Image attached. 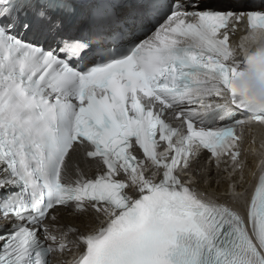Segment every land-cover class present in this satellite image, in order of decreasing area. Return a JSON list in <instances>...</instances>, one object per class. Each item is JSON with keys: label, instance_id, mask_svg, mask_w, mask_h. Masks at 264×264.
Masks as SVG:
<instances>
[{"label": "snow or ice", "instance_id": "1", "mask_svg": "<svg viewBox=\"0 0 264 264\" xmlns=\"http://www.w3.org/2000/svg\"><path fill=\"white\" fill-rule=\"evenodd\" d=\"M252 125L264 0H0V264H264V159L234 182ZM204 151L222 195L189 175Z\"/></svg>", "mask_w": 264, "mask_h": 264}, {"label": "bare ground", "instance_id": "2", "mask_svg": "<svg viewBox=\"0 0 264 264\" xmlns=\"http://www.w3.org/2000/svg\"><path fill=\"white\" fill-rule=\"evenodd\" d=\"M73 165H74V169L75 167H79L86 175H89L92 171V168L84 166L79 157L76 158L73 161ZM203 178V175H202ZM208 185H205L204 187L215 191V192H219L221 190H224L226 188V182L224 180V175L220 174L217 177H212V178H206ZM210 185V186H209ZM59 224L60 225H65V224H69L73 227H78L80 229H82L84 227V223L82 221V219L77 218V217H62L59 218ZM71 235L69 234V236L67 237L68 240L70 239Z\"/></svg>", "mask_w": 264, "mask_h": 264}]
</instances>
